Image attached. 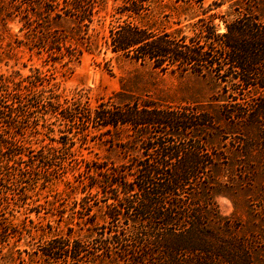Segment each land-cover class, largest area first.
<instances>
[{
    "label": "trees",
    "instance_id": "trees-1",
    "mask_svg": "<svg viewBox=\"0 0 264 264\" xmlns=\"http://www.w3.org/2000/svg\"><path fill=\"white\" fill-rule=\"evenodd\" d=\"M104 1L0 0V26L7 31V23H20L16 44L65 64L105 49L161 71L209 74L220 88L205 104L173 106L119 91L91 106L83 95L60 101L51 88L44 94L40 76H0L1 185L21 180L24 167L42 168L46 180L54 166L63 174L69 156L80 178L71 190L84 193L74 202L77 225L84 220L90 234L108 232L90 239L100 242L93 251L71 235L51 238L44 261L62 252L78 264L83 256L89 264H264V0H112L108 26L98 35L93 23ZM46 115L61 122L57 139L49 125L38 129ZM26 131L49 142L26 146ZM91 134H108L125 160L75 157L74 139ZM227 136L230 156L213 142ZM249 155L263 183L248 199L243 230L240 220L219 212L215 198L235 181L251 184ZM98 202L100 213L91 215ZM9 206L0 201V247L25 230L6 215Z\"/></svg>",
    "mask_w": 264,
    "mask_h": 264
},
{
    "label": "rangeland",
    "instance_id": "rangeland-1",
    "mask_svg": "<svg viewBox=\"0 0 264 264\" xmlns=\"http://www.w3.org/2000/svg\"><path fill=\"white\" fill-rule=\"evenodd\" d=\"M111 6L112 0H105L100 6L93 23L95 34L99 35L107 28V12ZM19 26L20 23L16 21L7 23V31H3L0 26V76L14 81L27 79L29 76L30 78L40 76L44 94H49L51 88L53 93L60 95V101L64 99L70 101L78 95H83L84 98H88L91 106H95L97 100H106L115 92L126 91L173 106L190 103L205 104L213 99L220 88V83L209 74L202 76L191 72L161 71L105 49L85 52L79 61L65 64V60H54L53 56L46 52L37 53L35 49L30 50L24 45L16 44L14 35L22 38V32L18 30ZM37 114L33 112L30 116L35 119L34 115ZM46 117V120H39L38 129L44 132L45 125H49L54 129L51 136L57 139L60 135L58 127H62L61 122L55 117L47 115ZM30 121L33 122L32 118ZM26 134L31 135L26 138L31 141L26 146L31 145V148H38L49 142L47 137H44V141H39L40 135L31 134L29 131H26ZM246 134L250 138L255 137L252 129L247 130ZM91 136L93 137L88 136L86 141L74 139V145H71L76 153L75 157L84 161H106L108 164L125 160L124 153L114 143L108 142L110 139L108 134L97 135V137L91 134ZM231 138L230 136L226 139L214 138V146L229 155ZM50 143L59 145L57 142ZM23 158L26 159V156ZM246 161L255 167L254 174L250 176L251 184L240 185L239 181H235L238 180L236 178L231 187L226 188L224 192L226 195H218L215 198L219 212L240 220L243 230H246L245 226L250 220L247 213L248 199L256 194L255 189L263 183L262 175L255 166L257 165L255 158L249 155L244 160ZM68 164L73 165L69 156L63 164V167L64 165L68 167L63 170L65 172L61 174L62 170L54 166L49 169L51 175H47L48 180L45 177L47 172L42 168L29 171L25 167L21 171V180L15 181L8 178L13 182L6 181V189L1 185L0 180V201L10 202L6 215L14 224H19L25 229L21 238L12 237L7 244L0 247V264H46L42 256L43 247L55 237L67 238L71 235V239L79 238L85 242V245L94 247L90 249L91 251L96 247L100 249V242L93 240L91 245L90 239L101 237L99 233L103 234L102 237L108 236V232L98 228V232L92 231L90 234L89 229L92 225H85L84 220L77 225L81 221L78 216L81 215L74 214V211L80 209V206L74 202L78 201L84 193L72 192L71 188L79 184L77 179L80 178L77 173L71 172ZM185 198L188 200V197ZM101 206L103 202L94 205L91 215L100 213ZM93 218L97 222L95 226L100 227L102 220L98 216ZM121 226L125 225L121 224ZM62 255V252L55 254L54 256L58 258L53 259L49 264H78ZM82 260L83 264H89L84 261V256Z\"/></svg>",
    "mask_w": 264,
    "mask_h": 264
}]
</instances>
